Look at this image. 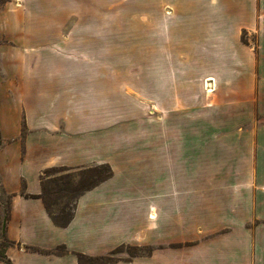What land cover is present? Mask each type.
<instances>
[{
    "label": "crops",
    "instance_id": "0c3cea01",
    "mask_svg": "<svg viewBox=\"0 0 264 264\" xmlns=\"http://www.w3.org/2000/svg\"><path fill=\"white\" fill-rule=\"evenodd\" d=\"M147 3V20L137 22L136 28H146L145 58L151 62L147 70L148 100L160 92V88L155 89L156 75L160 78L157 85L161 84L162 101L153 106L163 110L162 132L146 133V147L138 150L135 160L133 151L123 147V139L115 130V118L108 123L104 112L91 111L117 108L116 101L107 105L106 78L120 76L118 71L60 68L80 56L95 59L91 55L97 54L105 58L112 49L108 45L118 42L113 36L116 32L108 30L117 27L105 22L69 20L68 7L73 0L0 1V193L12 194L6 232L21 244L7 250L12 264H77L75 252L100 255L79 250L59 233L77 223L111 237L123 231L110 249L124 237L132 238L144 223L148 235L154 232L161 237L149 223L157 218V204H162L164 215L162 236L185 237L182 205L193 196L198 207L193 212L200 214L202 210L197 198L202 154L197 148L187 149L186 109L194 110L195 124L203 116L197 110H209L206 122L212 125L211 131L214 125H225L228 137L247 140L244 148L251 146L252 131L240 132L236 126L249 123L253 109L264 114V0ZM244 33L256 34L257 51L244 42ZM204 82L210 87L208 92ZM114 91L108 97L112 101L116 100L117 89ZM199 123L202 124L200 120ZM108 124L112 126L109 129ZM58 135L69 139V143L94 140L101 150L84 161H69L56 144ZM256 135L257 132L255 139ZM100 163H108L114 169L112 177L78 198L74 216L66 227L52 222L39 198L21 195L22 190L40 193V175L46 168ZM263 163L259 161L253 167L262 184L251 186L248 160L242 165V172L249 174L248 180L226 186V204L238 206L237 220L246 221L252 196L264 205ZM188 170L194 173V182L186 181ZM160 184L165 190L161 197H155L154 187ZM140 186L151 188V195L137 198L122 194L123 189ZM93 198L96 201L92 208L88 203ZM125 204L128 207L124 214ZM138 204L143 208L136 209ZM138 210L140 217L135 213ZM146 210L148 219L144 216ZM228 236L233 238L228 248H211L205 256L202 244L196 245L195 260L186 264H264V227L237 229ZM25 245L42 249L64 245L67 252L46 254L26 250ZM160 259L162 264H181L174 262L164 249L130 263L114 264H145Z\"/></svg>",
    "mask_w": 264,
    "mask_h": 264
},
{
    "label": "rangeland",
    "instance_id": "374dc122",
    "mask_svg": "<svg viewBox=\"0 0 264 264\" xmlns=\"http://www.w3.org/2000/svg\"><path fill=\"white\" fill-rule=\"evenodd\" d=\"M78 1L80 2L78 3ZM149 4L147 0H73V4L68 7L69 20L74 22L86 21L93 24L105 22L108 25L116 26L117 29L108 30V33L111 31L113 33L116 32L113 36L117 37L118 42L115 45H108V48L112 49L108 51L105 58L97 54L91 55L95 59H83V56H80V59L65 62L60 66L61 69L68 70L107 69L108 71H118L120 76L106 78L108 97L117 89L116 100L112 101V99L107 97V105H111V102L116 101L117 108L107 107L105 110L92 109L91 111L104 112L108 123L114 122V120H110L112 117L115 118V123L117 124L115 125V130L123 139V147L130 148L133 151L131 156L135 160L137 159L138 150L146 147V133L151 131L162 132L163 110L160 107L153 106V103L161 105V84L157 85V81L160 78L156 75L155 89L160 88V92L157 93L156 91L155 98L148 100L147 70L151 67V62H148L145 58L147 51L145 43L146 28H136L137 22H145L147 20V7ZM77 30L78 32L80 31L79 29H75V31ZM242 37L244 42L250 44L257 51L256 34L244 33ZM155 66L157 69V63ZM92 79L95 78L92 77ZM203 85L205 91L208 92L210 87H206L205 82ZM195 88V86L191 87L193 91H195ZM197 111L203 115L202 118L198 117L197 124H195V117L193 115L194 110L186 109L185 111L187 118L186 144L187 149L192 148L191 150H193L197 148L202 154V170L197 178L201 186L197 198L198 201L201 200L199 205L202 210L200 214L193 212L195 208H198L194 204L193 196L191 197L192 199L187 198V203L182 205L184 210L181 213V218L186 223L187 228L185 237L172 235L170 238H167L166 236H162V234H165V230H162V221L164 219L162 204L155 206L158 209L157 218L149 222L156 227V232L161 237L154 232L148 235L147 225L144 223L140 226L142 229L134 233L132 238L124 237L121 243L110 249L112 243L117 239H121L120 236L123 231L121 234L119 233L115 237H111L108 234H99L85 229L82 224L77 223L70 228L60 229L59 233L64 237H68L69 242H72L79 250L87 253L108 255L113 259V262L110 264L118 262L130 263L138 258L151 256L154 250L157 249L167 251L168 256H171L174 262L186 264L195 260L194 247L196 245L202 244L203 255L205 256L206 253L208 254L211 251V248H218V251L228 248L233 239L228 236L230 231L264 227L263 203H260L252 196L249 213H245L246 221H242L241 219L237 220L236 213L238 206H228L225 197L227 192L226 186L233 187L234 183L248 180L247 176L249 174L251 186L263 183V181L260 182V179L257 178V173H254L253 167L259 161H264V114L258 108L253 109L251 121L244 125L236 126V129L240 132L243 129L252 131L251 146L244 148L243 146L247 140L228 137L226 133L227 126L214 125V131H211L212 125L206 122L210 118L209 110L203 109ZM92 116L94 115L92 114ZM199 120L202 124L199 123ZM109 125L111 126V124H108V129L112 127ZM256 132L255 139L253 136ZM194 136L197 137V140H194ZM68 140L58 135L56 144L59 146L60 151H64L62 152L64 158L69 161H84L93 155L95 151L101 150L100 145L91 139H84L74 143H69ZM69 144L72 148L71 151H68ZM247 154L249 155V159L247 158ZM248 160L250 161L251 172L246 174L242 172V165H246ZM171 167L175 168L174 162H171ZM65 173L66 171H48L43 174V177L49 178ZM186 179L187 182H194L196 180L194 173L189 172V170ZM163 190H165V187L162 184L155 185L153 190L155 197H161ZM151 192V188L140 186L123 189L122 194L125 197L146 198L151 195ZM0 198L3 200L5 194L1 192ZM95 201L96 199L94 200L93 198L88 204L93 208ZM127 207L126 204L123 205L124 214ZM134 207L140 209L143 208V205L138 204ZM261 211L263 214L260 213ZM139 212V210L135 212L138 217H140ZM147 212V210L144 211V216L146 215L148 219ZM156 239H159V241L154 242ZM237 239L242 240L243 238ZM179 250H183L184 253L178 254ZM161 260H158L160 262L148 261L149 263L145 264H162Z\"/></svg>",
    "mask_w": 264,
    "mask_h": 264
},
{
    "label": "trees",
    "instance_id": "16d2710c",
    "mask_svg": "<svg viewBox=\"0 0 264 264\" xmlns=\"http://www.w3.org/2000/svg\"><path fill=\"white\" fill-rule=\"evenodd\" d=\"M48 171H66L65 174L44 178L43 174ZM113 175V170L108 163L83 165L77 167H49L40 175L41 191L38 194H29L21 191L26 198H39L44 208L58 227H66L74 216L76 201L86 191L91 190L100 183L106 181ZM12 194H5L0 198V262L12 264L7 256L10 247L18 246L20 243L10 239L6 232L7 222L10 218ZM24 249L34 252L60 255L67 252L64 245L53 249H42L37 246L25 245ZM77 264H110L113 259L108 255H89L82 252L74 253Z\"/></svg>",
    "mask_w": 264,
    "mask_h": 264
}]
</instances>
